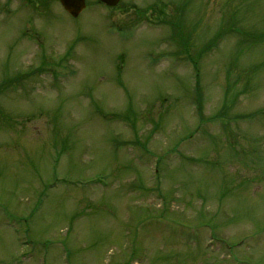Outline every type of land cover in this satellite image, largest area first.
Instances as JSON below:
<instances>
[{
  "label": "rangeland",
  "instance_id": "374dc122",
  "mask_svg": "<svg viewBox=\"0 0 264 264\" xmlns=\"http://www.w3.org/2000/svg\"><path fill=\"white\" fill-rule=\"evenodd\" d=\"M96 1L0 0V264H264V0Z\"/></svg>",
  "mask_w": 264,
  "mask_h": 264
},
{
  "label": "water",
  "instance_id": "95a60500",
  "mask_svg": "<svg viewBox=\"0 0 264 264\" xmlns=\"http://www.w3.org/2000/svg\"><path fill=\"white\" fill-rule=\"evenodd\" d=\"M64 7V9L69 12L72 16H77L78 13L84 7L83 0H59ZM104 2L106 5L114 6L118 2V0H100Z\"/></svg>",
  "mask_w": 264,
  "mask_h": 264
},
{
  "label": "trees",
  "instance_id": "16d2710c",
  "mask_svg": "<svg viewBox=\"0 0 264 264\" xmlns=\"http://www.w3.org/2000/svg\"><path fill=\"white\" fill-rule=\"evenodd\" d=\"M1 85H3L4 87L6 86V85H4V84H1ZM1 89V88H0Z\"/></svg>",
  "mask_w": 264,
  "mask_h": 264
}]
</instances>
